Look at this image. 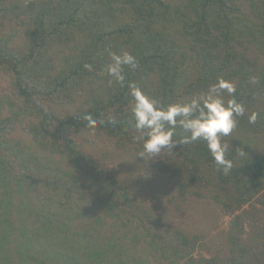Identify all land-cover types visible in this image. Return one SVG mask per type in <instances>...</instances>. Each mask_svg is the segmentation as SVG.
Masks as SVG:
<instances>
[{
    "label": "trees",
    "instance_id": "obj_1",
    "mask_svg": "<svg viewBox=\"0 0 264 264\" xmlns=\"http://www.w3.org/2000/svg\"><path fill=\"white\" fill-rule=\"evenodd\" d=\"M106 49L138 60L123 87ZM218 77L260 114L228 174L201 140L136 157L127 82L167 104ZM0 264H264V0H0Z\"/></svg>",
    "mask_w": 264,
    "mask_h": 264
},
{
    "label": "clouds",
    "instance_id": "obj_2",
    "mask_svg": "<svg viewBox=\"0 0 264 264\" xmlns=\"http://www.w3.org/2000/svg\"><path fill=\"white\" fill-rule=\"evenodd\" d=\"M110 62L104 65L98 75L107 76L110 83L125 86V68L136 69L137 58L128 51L120 54L106 49ZM85 70L92 72L94 66L85 64ZM130 100V112L136 135L133 140L140 145L136 157L151 161L161 157L163 152H175L180 144H190L201 140L205 142L212 157L214 168L225 175L230 172L233 162L226 158L230 149L228 139L237 127V118L247 114L249 124H255L259 113L247 112L245 105L234 95L236 85L230 80L218 77L203 92L178 103H162L147 94L134 82H127ZM83 119L86 127L95 132L104 121L93 118L90 114ZM183 135L174 139L177 129ZM244 153L241 151L240 153Z\"/></svg>",
    "mask_w": 264,
    "mask_h": 264
}]
</instances>
